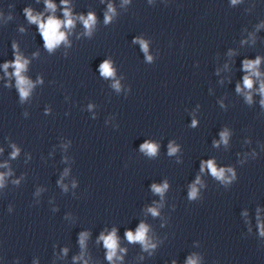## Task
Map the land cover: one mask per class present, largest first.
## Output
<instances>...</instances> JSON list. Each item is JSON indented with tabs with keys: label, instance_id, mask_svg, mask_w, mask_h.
Returning a JSON list of instances; mask_svg holds the SVG:
<instances>
[{
	"label": "clouds",
	"instance_id": "1",
	"mask_svg": "<svg viewBox=\"0 0 264 264\" xmlns=\"http://www.w3.org/2000/svg\"><path fill=\"white\" fill-rule=\"evenodd\" d=\"M238 2V0H232L233 4H236ZM64 4H67V0H63ZM46 4L47 7L49 9H55L56 5H54L53 3H51V0H46ZM108 12H114V9L112 8L111 5H109L108 7ZM25 13L28 17V19L30 20V22L38 24L39 26V31L40 34L45 42V47L51 51L52 49H54L57 45H59L62 41L66 40V35L64 32L60 31L62 25L64 27L67 28H72L74 26V17L72 16L71 12L65 8L64 10V16H65V20L64 21H60L58 19H56L55 17H50L47 19L46 23L42 22L40 19V16H33L32 15V11L31 9H25ZM79 19L83 22L85 28L89 31H91L92 26L96 23V17L94 14L89 13L87 18L85 19L83 16H80ZM111 20V16H109L107 13L105 14V23H108ZM142 47L145 48L146 50V45L143 43V41L140 42ZM13 47L15 48V45H13ZM28 62L26 60H22V58L17 55L16 59H15V63L13 65V67L15 68V76L17 78V86L20 89V95L22 98L27 97L29 94V89L31 88V84L21 75V73L25 70L26 64ZM260 64V57H257L255 60H248L245 59L243 61V68L244 70L249 72V75L244 76L243 78V84L244 87L247 89H252L253 88V80H252V76L255 77H259L261 74L260 72L257 70V66ZM9 67V65L6 63L4 65L5 70H7V68ZM101 72L102 75L104 76H112L113 75V70L110 67V64L108 62H104L101 64ZM116 87H118L119 85H115ZM238 92L241 91V88L239 85H237V89ZM258 91L260 92L261 96L264 97V81L260 82V87L258 89ZM246 99L248 100L249 103H251L252 100V96L251 93H246ZM261 105L264 106V99L261 100ZM195 123V122H194ZM222 139H224L225 143L227 142L226 139V134L225 133H221ZM144 148H146L149 153H155L156 148L154 145L151 144H145L143 145ZM171 152H175L176 149L175 148H171L170 149ZM17 153L14 151L13 152V157L16 155ZM208 167L209 169H211L212 174L215 176H222L223 175V171H217V169L213 166V163L211 161L208 162ZM3 182V175H0V183ZM165 188L167 187V185L164 186ZM153 189L156 192H163V188L160 187H156L155 185H153ZM195 188L193 187L192 196H195ZM149 211L155 216L157 215V211L155 208H151L149 209ZM148 229L147 227L141 223L140 226L136 229L135 234L132 231H127L125 233L126 238L129 242H140L145 250H147L150 247H155V245L150 244L147 239H146V233H147ZM100 239L103 240L104 242V247L106 249H108V253H107V259L109 261H111L113 259L114 256H116V252H117V247H118V243H117V236H116V230L113 229V231L107 235L104 236L103 233H101ZM84 240H83V235L81 236L80 239V244L81 246H83ZM121 251H123V249H121ZM119 258V257H118ZM190 264H194V262H190Z\"/></svg>",
	"mask_w": 264,
	"mask_h": 264
}]
</instances>
